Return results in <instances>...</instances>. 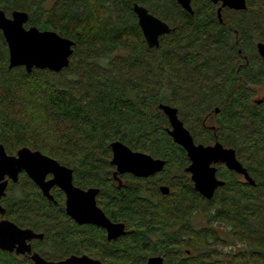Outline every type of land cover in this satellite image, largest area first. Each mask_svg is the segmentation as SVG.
I'll return each instance as SVG.
<instances>
[{"label": "trees", "instance_id": "obj_1", "mask_svg": "<svg viewBox=\"0 0 264 264\" xmlns=\"http://www.w3.org/2000/svg\"><path fill=\"white\" fill-rule=\"evenodd\" d=\"M133 3L173 29L158 47L147 46ZM246 6L225 10L219 22L210 0H192L191 14L176 0H0L6 16L25 11L26 27L75 44L66 68L28 73L8 68L0 31V141L8 153L27 147L72 169L75 184L99 188L100 206L125 224L123 236L107 241L103 230L71 222L62 196L53 204L22 179L3 208L17 226L43 234L34 252L49 261L85 253L106 264L151 256L165 264H264V59L256 50L264 0ZM159 104L177 108L195 143L233 149L254 184L217 164L223 186L210 199L195 191ZM113 141L164 160L163 169L112 183ZM0 264L33 262L0 250Z\"/></svg>", "mask_w": 264, "mask_h": 264}, {"label": "water", "instance_id": "obj_2", "mask_svg": "<svg viewBox=\"0 0 264 264\" xmlns=\"http://www.w3.org/2000/svg\"><path fill=\"white\" fill-rule=\"evenodd\" d=\"M191 0H176L188 13H192ZM212 3L221 2L217 9V17L221 22L220 10L223 7L235 11L246 9V0H210ZM136 15L138 26L149 48L158 47L159 37L170 33L173 29L167 23L149 13L148 10L136 3L132 6ZM28 14L25 11L14 10L6 16L0 9V31L7 44L8 68L23 67L30 73L34 68L47 69L59 72L69 64L73 53L74 42L60 36L51 30H39L34 26L26 27ZM256 50L264 59V43L258 42ZM158 108L166 116L170 129L167 134L173 142L182 147L189 160L185 172L190 174L194 190L204 198L210 199L216 188L223 186L224 182L217 178V164H223L228 170L235 171L244 176L250 184H254L246 170L236 159L231 148L224 147L220 142L210 145L195 143L189 131L177 116V109L159 104ZM217 112V110H216ZM111 150L110 164L114 166V178L118 174L129 173L136 177H149L160 172L165 161L153 158L147 153L133 151L120 141H113L109 145ZM26 170L29 177L39 186L43 195L49 200L53 197L49 189L56 185L65 194V213L78 224H93L106 231V239L116 240L125 234V224L111 222L102 210L96 205L97 188L82 190L72 183V170L61 165L54 158L42 154L38 150L22 147L16 155H7L4 147L0 145V199L5 196L8 176L17 181L20 170ZM53 173V179L44 183L43 175ZM119 185L121 181L118 180ZM163 195L168 194V188L160 187ZM0 205V214H4ZM43 234L30 228H20L13 222L0 220V250L14 252L16 255H25L33 264H106L87 255H70L57 261H49L32 252L30 241L42 239ZM145 264H165L160 256H151Z\"/></svg>", "mask_w": 264, "mask_h": 264}, {"label": "flooded vegetation", "instance_id": "obj_3", "mask_svg": "<svg viewBox=\"0 0 264 264\" xmlns=\"http://www.w3.org/2000/svg\"><path fill=\"white\" fill-rule=\"evenodd\" d=\"M191 2H192V0L190 1V6H191ZM212 3V2H211ZM213 4V6L215 7V10H216V15H217V9L219 8V7H221V2H217V3H212ZM182 8V7H181ZM225 10H232V9H229V8H227V7H223V8H221V10H220V14L222 13L223 14V12L225 11ZM177 109V108H176ZM177 116H178V118L180 119V121H181V118L179 117V113H178V110H177ZM168 121V120H167ZM182 122V121H181ZM183 123V122H182ZM184 125V124H183ZM207 126V128H209L210 126H208V125H206ZM168 129H170V124H169V122H168V128H166V132L168 131ZM0 145H2L3 147H4V150H5V152H6V154L7 155H10V156H13V155H16V152H17V150H16V152L14 153V154H11V153H8L7 152V150H6V148H5V146L2 144V142L0 141ZM110 164V163H109ZM189 164V163H188ZM111 165V164H110ZM112 166V165H111ZM188 166V165H187ZM113 167V169L111 170V182L112 183H114V184H117L118 186H119V182H118V180H120L122 183H123V181H122V176L123 175H125V174H129V173H125V174H118L117 175V178H114V176H113V173L115 172V168H114V166H112ZM185 168V167H184ZM72 170V169H71ZM185 171V170H184ZM161 172V171H160ZM160 172H158V173H160ZM158 173H155V174H158ZM187 173V172H186ZM154 174V175H155ZM131 175V174H130ZM190 174L188 173V176H189ZM216 175H217V173H216ZM132 176H134V175H132ZM153 176V175H152ZM238 176H239V179L241 180V181H245V179H244V176L243 175H241V174H238ZM134 177H136V176H134ZM149 177H151V176H149ZM190 177V176H189ZM145 178V177H144ZM26 180V182H28V183H31L32 185H34V187L41 193V195L45 198V199H47L49 202H53V204H57L58 203V197H60L61 198V196H62V203H63V210H64V213H65V194H64V192L61 190V189H59L58 188V186H56V185H54V186H52L50 189H49V194L53 197V200H49L48 198H46L44 195H43V193H42V191H41V189L39 188V186L38 185H36V183L29 177V175L27 174V171L26 170H24V169H22V170H20L19 172H18V175H17V181H13L11 178H9L8 176H5L4 177V180H6L7 181V186H6V190H5V196L4 197H2L1 199H0V205L2 206V208H3V199L8 195V192H9V189L13 186V185H17V184H19L20 183V181H23V180ZM53 179V173H51V172H47L45 175H43V181H44V183H46V182H48V181H50V180H52ZM72 183H73V185L75 186V187H77V188H80V189H82V190H86V189H88V188H96V187H81V186H79V185H77V184H75V182H74V174H73V170H72ZM121 183V184H122ZM161 185H163V184H160L159 185V188L161 187ZM164 186V185H163ZM166 187V186H165ZM98 190H99V188H97ZM99 197H100V194H99V192H98V194L96 195V205L102 210V212L105 214V216L111 221V222H115V223H118L119 221H116V220H113L106 212H105V210L102 208V206H100V204H99ZM4 209V208H3ZM4 211H5V209H4ZM66 214V213H65ZM67 215V214H66ZM67 217L71 220V222H73L74 224H76V225H78V226H93V227H96V228H99V229H101V230H103L104 231V235H105V238H106V231L103 229V228H101V227H98V226H96V225H93V224H78V223H76L73 219H71L68 215H67ZM2 219H6V220H9L8 219V217L5 215V212H4V214H0V220H2ZM9 221H11V220H9ZM11 222H13V221H11ZM14 223V222H13ZM15 224V223H14ZM19 227V226H18ZM20 228H22V227H20ZM107 240V239H106ZM33 241L34 240H32V241H30V244H31V249H32V243H33ZM108 241V240H107ZM109 241H114V240H109ZM32 252H34L33 251V249H32ZM71 255H78V256H80V255H87V254H85V253H81V254H71ZM88 256V255H87ZM90 257V256H89ZM102 263H104V262H102Z\"/></svg>", "mask_w": 264, "mask_h": 264}, {"label": "rangeland", "instance_id": "obj_4", "mask_svg": "<svg viewBox=\"0 0 264 264\" xmlns=\"http://www.w3.org/2000/svg\"><path fill=\"white\" fill-rule=\"evenodd\" d=\"M263 94H264V90H262V92L261 93H259V96H258V98H260V97H263ZM212 118V117H211ZM212 123H213V121H212ZM200 221V219L198 220V222Z\"/></svg>", "mask_w": 264, "mask_h": 264}]
</instances>
